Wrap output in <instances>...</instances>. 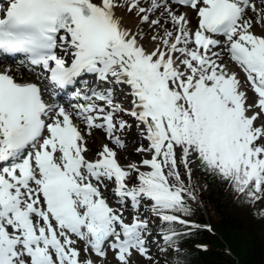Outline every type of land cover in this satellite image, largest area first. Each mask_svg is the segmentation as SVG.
<instances>
[{"label":"snow or ice","instance_id":"1","mask_svg":"<svg viewBox=\"0 0 264 264\" xmlns=\"http://www.w3.org/2000/svg\"><path fill=\"white\" fill-rule=\"evenodd\" d=\"M0 53V264L178 253L197 170L264 197V0H0Z\"/></svg>","mask_w":264,"mask_h":264},{"label":"trees","instance_id":"2","mask_svg":"<svg viewBox=\"0 0 264 264\" xmlns=\"http://www.w3.org/2000/svg\"><path fill=\"white\" fill-rule=\"evenodd\" d=\"M202 176L200 200L207 216L192 207L187 215L196 225L176 228L179 252L168 248L172 259L162 264H264L263 215L242 212L241 205L249 202L243 195L209 173Z\"/></svg>","mask_w":264,"mask_h":264},{"label":"rangeland","instance_id":"3","mask_svg":"<svg viewBox=\"0 0 264 264\" xmlns=\"http://www.w3.org/2000/svg\"><path fill=\"white\" fill-rule=\"evenodd\" d=\"M202 183L203 182L201 181L199 171L197 170L195 172L194 177H193V184L195 186L196 195H198L200 193ZM196 201L197 200L190 201V203L194 204ZM250 209H252L256 214H260V213L264 214V197H262L260 200L256 201L255 203H252V205L248 204V203L245 204L244 206H242L241 210L243 212L244 211L246 212ZM260 221H261V229H262V232L264 234V216H263V218H260ZM154 244L156 247V252L151 251V253H152V259L151 260L144 258L138 252L134 251L133 253L137 254L136 258L130 257L129 264H162V259L166 256V253H165V250L162 251L160 249H164V244L160 241H157V242L154 241ZM108 257L111 258L110 255H108ZM107 260H109V259H106L104 262H106ZM115 264H117V261L115 262Z\"/></svg>","mask_w":264,"mask_h":264},{"label":"bare ground","instance_id":"4","mask_svg":"<svg viewBox=\"0 0 264 264\" xmlns=\"http://www.w3.org/2000/svg\"><path fill=\"white\" fill-rule=\"evenodd\" d=\"M128 22L131 23L132 21L129 20ZM259 30H260V28L258 26L257 27V31H259ZM9 66H11L13 68V70H15V68H16V64H14V63H8V64H5V66L2 67L1 70H6ZM235 71H237L238 75L243 79V76H242L241 72L238 69H236ZM48 100H49V102H53L54 99L53 100L48 99ZM59 102L60 103H65L64 96H62L61 98H59ZM134 146H135V143L134 142H131V141L128 142V148H129L130 151L123 152L122 153V162H124V161H126L128 159H141L142 158V157L139 156V154H136V153H134V152L131 151L134 148ZM154 237H155V234L153 232V234L151 236H149V240H153ZM84 245H85V241H83V240H79L78 243H77V246L80 247L81 249H83ZM155 248H156L155 247V244L153 243V246L151 248V251H154ZM108 254L111 256V258L107 256V259H109V260H107L106 262H104V264H106V263L107 264H115V262L117 260H116V258L114 256V253L109 250L108 251ZM136 255H137L136 253H133L131 257L136 258Z\"/></svg>","mask_w":264,"mask_h":264}]
</instances>
